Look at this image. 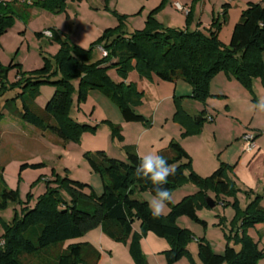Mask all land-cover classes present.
<instances>
[{"label": "trees", "instance_id": "obj_1", "mask_svg": "<svg viewBox=\"0 0 264 264\" xmlns=\"http://www.w3.org/2000/svg\"><path fill=\"white\" fill-rule=\"evenodd\" d=\"M68 1L82 0H22L21 2L0 6V34L12 23L13 19L29 16L28 11L39 8L52 13L65 9ZM228 4H226L227 6ZM216 18L205 30L176 29L164 27L151 13L145 26L130 35L123 31L125 16H118L119 25L106 29L102 35L85 49L62 40L58 32L52 30L53 40L60 43L54 57V64L43 58L40 68L28 72L16 69L15 80L6 84L7 70L18 64L0 65V99L7 95L4 105L19 101V118L41 132H49L64 143L77 141L79 136L90 129L86 124L76 121L71 113L74 107L86 101L87 92L99 89L118 107L125 122L149 124V119L135 111L142 92L134 83L114 82L108 75L109 70L125 79L131 71H136L140 79L157 78L164 82L183 80L191 87V98L205 103L210 94V80L220 71L234 78L241 85L250 88L253 78H260L264 85V0L249 2L241 11L227 45L219 40V32L224 23ZM190 11L187 13L189 16ZM41 37L40 33L36 34ZM100 46L106 55L96 58L92 54L93 46ZM43 85L54 87V92L44 108L35 110V98ZM177 111L174 119L187 128L185 134L198 131L206 120L202 111L197 117H190L174 98ZM0 111V120L3 119ZM199 121L197 122V120ZM94 129V128H93ZM117 131L118 127H114ZM170 157L165 160L176 168L175 176H170L163 185L171 193L178 186L191 183L197 188L193 195H187L176 204L167 205L166 215L154 217L148 203L138 199L137 195L149 192L155 194L150 180L136 175L139 156L132 146H126L125 159L108 156L104 151L84 154L90 170L98 174L102 190L96 192L93 187L81 181L55 176L46 180L45 192L40 195L34 206L18 200L16 190L3 187L0 191V213L9 203L19 204L20 212H13L10 223L0 216L2 235L0 236V264H26L21 255L43 257L52 247L76 239L99 227L109 239L128 246L134 264H147L139 247L140 240L148 232L169 243L164 251L165 264H177L189 255L186 245L190 232L177 224V219L186 216L192 221L205 225L196 213L197 206H207V192H211L216 205L221 198H231L232 206L240 214L233 224L223 253H214L204 239L198 240L197 257L200 264H259L264 260V248L261 240L255 241L248 231L258 225H264V208L259 205L258 195L241 210L236 198L238 188L231 178L232 168L220 163L217 169L207 177L197 175L191 166L190 157L176 141L168 146ZM264 163V160H263ZM44 167L43 163L22 164L20 171L27 167ZM66 193L68 200L62 193ZM264 193V192H263ZM139 221L140 231L134 232L132 224ZM236 225V226H235ZM99 252L88 242L67 244L52 260L46 264H97ZM40 264V263H36ZM196 264V263H192Z\"/></svg>", "mask_w": 264, "mask_h": 264}, {"label": "rangeland", "instance_id": "obj_2", "mask_svg": "<svg viewBox=\"0 0 264 264\" xmlns=\"http://www.w3.org/2000/svg\"><path fill=\"white\" fill-rule=\"evenodd\" d=\"M173 1L190 11L177 10ZM241 0H82L68 1L65 9L52 13L39 8L28 11L25 18H14L12 23L0 34V65L7 68L9 64H18L7 70L5 82L15 80L16 69L28 72L40 68L44 59L48 58L54 64L60 43L45 36L37 37V33L45 30L58 32L62 40L82 48H89L108 28L119 25L118 16H125L123 31L128 36L145 26L149 14L164 27L176 29L205 30L212 21L219 18L224 23L219 32V40L224 36L229 38L230 25L233 18L230 14L237 12ZM226 4H228L226 6ZM230 4V5H229ZM33 10V11H32ZM32 11V13H31ZM229 23V24H228ZM223 43V42H222ZM92 54L100 58V46L92 48ZM264 63V51L262 53ZM109 77L114 82L124 81L126 84L134 83L136 89L142 92L139 103L134 108L143 112L150 118L149 124L125 122L117 105L101 90L94 89L87 92L89 112L86 114L80 107H74L72 117L79 123L86 124L90 129L83 132L77 141L64 143L49 132H41L30 124L23 122L18 116L20 102L4 105L5 98L13 94L7 93L0 99V111L3 119L0 120V191L3 187L16 190L18 200L27 202V195H31L28 206H34L37 198L45 192L46 180H53L55 176L64 177L90 184L100 193L102 190L101 178L93 173L84 154L101 151L110 157H121L125 154L124 148L132 146L138 155L155 152L164 159L171 156L168 149L172 140L184 142L191 157L190 162L194 170L202 175H208L219 163L233 166L231 178L238 191L236 198L241 210L258 195L259 205L264 208V112L253 110L252 106L264 100V85L260 78H253L250 88L241 85L224 72H218L209 83V91H221L223 95H209L203 104L191 97H178L182 109L189 115H198L206 109L205 118L195 133H187V128L174 119L177 111L174 97L168 96L159 86L150 79H139L136 71H131L122 79L115 70H109ZM183 81V80H182ZM184 82V81H183ZM187 84L186 82H184ZM54 92V87L43 85L35 98L34 106L37 112L41 111ZM85 103V102H83ZM82 103V104H83ZM80 104L79 106H81ZM206 104V105H205ZM40 113V112H39ZM114 127H118L116 131ZM94 128V129H93ZM244 134L255 137L254 142L259 147L258 153L249 166L246 165L247 155L242 152ZM43 163L40 168L27 167L20 171L22 164ZM243 164L249 182L241 180L238 165ZM101 189V190H100ZM197 188L191 183H185L172 191V204H176L185 195H193ZM68 200L66 193H62ZM211 192L207 197L213 198ZM152 197L149 192L137 195L138 199L148 200ZM231 198H221L214 208L197 206V216L205 221V225L196 223L186 216L177 219V223L190 232V239L186 245L189 255L181 258L177 264H200L197 257L198 240L204 239L214 253L221 254L232 238H227L231 232L234 236L236 219L240 217L232 206L224 204L232 202ZM224 203V204H223ZM149 206V204H148ZM19 204L9 203L8 207L0 213L4 222L10 223L14 210L19 213ZM150 210H152L149 207ZM169 208L165 209V214ZM133 228L140 230V223L133 222ZM236 226V225H235ZM0 225V236L2 235ZM263 232V231H262ZM256 241L261 240L260 246L264 248V232L261 235L256 231H248ZM102 238V239H100ZM161 246L169 243L162 238ZM88 242L99 252L97 264H134L128 246L106 237L99 227L85 233L83 236L66 241L62 245L52 247L43 257L36 255H21L26 264H46L54 255L60 252L67 244ZM159 246L158 249H162ZM140 250L147 264H165L163 252H156L149 246ZM259 264H264V260Z\"/></svg>", "mask_w": 264, "mask_h": 264}, {"label": "crops", "instance_id": "obj_3", "mask_svg": "<svg viewBox=\"0 0 264 264\" xmlns=\"http://www.w3.org/2000/svg\"><path fill=\"white\" fill-rule=\"evenodd\" d=\"M249 2H254V3H257V2H259V0H241L240 1V4L238 5V8H237V12H233V14H230L231 16H232V18H233V22H232V24L230 25V31H229V38H228V41H226L227 39H226V37L224 36V39H222V38H220L221 40H222V42H223V44H225V45H227L228 43H229V41H230V38H231V34H232V30H233V28H234V26H235V24L237 23V21L239 20V18H240V14H241V11L246 7V5L249 3ZM177 2L176 1H173V5H174V7H175V4H176ZM230 5V4H229ZM33 11V10H32ZM32 11H31V13H32ZM229 24V23H228ZM41 34V33H40ZM42 36V35H41ZM140 79V78H139ZM154 84H156L157 86H159L168 96H172V97H174V98H178V97H190L191 96V87L188 85V84H185L181 79H178V80H176L175 82H164V81H160V80H158L157 78H155V77H153L152 79H150ZM210 94L211 95H223L222 94V92L221 91H210ZM206 105V104H205ZM81 109H83L84 111H85V113L86 114H88V113H91V112H89V106H88V101H85V103H83L81 106H79ZM181 109H182V107H181ZM186 114H188L189 115V113L186 111V110H184V109H182ZM135 111L137 112V113H139V114H141L142 116H144L145 118H147V119H149L150 120V118L148 117V116H146L143 112H141V111H138L137 109H135ZM203 111H205V114H206V109H203ZM3 112V111H2ZM205 114H204V116H205ZM200 115V113L198 114V115H189L190 117H197V116H199ZM206 117V116H205ZM79 122V121H78ZM1 141V140H0ZM177 141V140H176ZM180 145H181V147L185 150V152L189 155V157H191V155H190V153H189V151H188V149L186 148V146H185V144H184V142H182V141H177ZM100 150H102V151H104L103 149H100ZM258 150H259V147H257L256 146V144H255V147H254V149L252 150V151H250V152H246V151H244V146H243V149H242V152H244V154H246L247 155V158H246V160H244V162L246 163V165L247 166H249L250 165V163L252 162V160H253V158L256 156V154L258 153ZM105 152V151H104ZM107 155H108V153H107ZM138 155V154H137ZM108 156H110V155H108ZM139 156V155H138ZM113 157H114V155H113ZM168 157H170V156H168ZM114 158H117V159H120V160H124L125 159V154L124 155H121V157H114ZM263 160H264V156H263V158H262V164L264 165V163H263ZM238 162H239V160L238 161H236L235 162V164H233V166L235 167V166H237V164H238ZM220 164V163H219ZM219 164H217L213 169H212V171L208 174V175H202V174H200L198 171H196V170H194L193 168V171L197 174V175H199V176H201V177H207V176H209L211 173H213L216 169H217V167L219 166ZM244 165L242 164H239L238 165V173H237V175L239 176V178L241 179V180H244L245 181V183H248L249 182V176L247 177V175L245 174L246 173V169H244V167H243ZM264 167V166H263ZM101 190V189H100ZM185 196H187V195H185ZM139 222V221H138ZM178 224V223H177ZM179 225V224H178ZM180 226V225H179ZM181 227V226H180ZM132 230L134 231V232H139L140 230L138 229V230H135L134 228H133V225H132ZM253 231H256V232H258L260 235H261V233H263L264 232V225H258V226H256V228L255 229H252ZM252 230H249V231H252ZM263 231V232H262ZM100 239H102V238H100ZM161 241H164V240H162V238H159V237H157V236H155L153 233H151V232H148L146 235H145V237H143L141 240H140V246H141V248H144V249H147V247L149 246L150 248H152V249H154L156 252H164V251H166V250H168L169 249V247H168V245H166L167 243L164 241V243H166V244H164L165 246L164 247H162L161 246ZM257 241V240H256ZM159 246H161L160 248H162V249H158L159 248Z\"/></svg>", "mask_w": 264, "mask_h": 264}, {"label": "clouds", "instance_id": "obj_4", "mask_svg": "<svg viewBox=\"0 0 264 264\" xmlns=\"http://www.w3.org/2000/svg\"><path fill=\"white\" fill-rule=\"evenodd\" d=\"M252 108L255 111L264 112V100H260ZM139 161L136 166V175L142 179L150 180L153 184L155 194L148 200V204L152 209V215L159 217L165 214L167 205L173 199L172 193L163 185L170 176H175L176 168L155 152L140 154Z\"/></svg>", "mask_w": 264, "mask_h": 264}, {"label": "built area", "instance_id": "obj_5", "mask_svg": "<svg viewBox=\"0 0 264 264\" xmlns=\"http://www.w3.org/2000/svg\"><path fill=\"white\" fill-rule=\"evenodd\" d=\"M22 0H0V6H6L8 4H14L21 2ZM175 8L179 11H185V13H188V9L184 8L183 6L179 5L178 3L175 4ZM42 36H45L49 39L52 38V31L51 30H45L43 33H41ZM100 52L103 56L106 55V52L100 47ZM208 121H213L212 117H207L206 118ZM242 142L244 146V151L250 152L254 149L255 147V142L254 139L255 137L252 135L244 134L242 137Z\"/></svg>", "mask_w": 264, "mask_h": 264}, {"label": "water", "instance_id": "obj_6", "mask_svg": "<svg viewBox=\"0 0 264 264\" xmlns=\"http://www.w3.org/2000/svg\"><path fill=\"white\" fill-rule=\"evenodd\" d=\"M199 121V119L197 120V122ZM206 204L209 208H214L215 204L213 202V199L211 197H207L206 198Z\"/></svg>", "mask_w": 264, "mask_h": 264}]
</instances>
